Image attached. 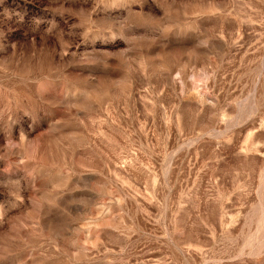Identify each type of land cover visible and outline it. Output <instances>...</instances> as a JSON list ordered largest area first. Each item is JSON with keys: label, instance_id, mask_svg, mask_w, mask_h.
Segmentation results:
<instances>
[{"label": "rangeland", "instance_id": "374dc122", "mask_svg": "<svg viewBox=\"0 0 264 264\" xmlns=\"http://www.w3.org/2000/svg\"><path fill=\"white\" fill-rule=\"evenodd\" d=\"M0 264H264V0H0Z\"/></svg>", "mask_w": 264, "mask_h": 264}]
</instances>
